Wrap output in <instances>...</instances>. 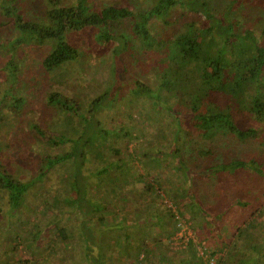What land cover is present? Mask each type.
Segmentation results:
<instances>
[{
	"label": "trees",
	"instance_id": "1",
	"mask_svg": "<svg viewBox=\"0 0 264 264\" xmlns=\"http://www.w3.org/2000/svg\"><path fill=\"white\" fill-rule=\"evenodd\" d=\"M148 1L0 0V264H264V0Z\"/></svg>",
	"mask_w": 264,
	"mask_h": 264
},
{
	"label": "rangeland",
	"instance_id": "2",
	"mask_svg": "<svg viewBox=\"0 0 264 264\" xmlns=\"http://www.w3.org/2000/svg\"><path fill=\"white\" fill-rule=\"evenodd\" d=\"M141 4L143 6L149 5V1L148 0H140ZM106 56L108 57V55L103 56L102 60H106ZM39 111V109H38ZM42 113L41 111H39L38 115H35V117L37 118V120H40L41 122L44 123L45 120H48V122L50 123L51 121V115L53 114V112L51 110ZM170 119L169 116H166L163 121L166 122L168 124V120ZM48 123V124H49ZM20 124V123H19ZM18 124V125H19ZM22 127L25 128V123L23 122ZM57 129V128H56ZM59 131V129L57 130ZM17 133V132H16ZM25 135V134H24ZM75 172V171H74ZM171 174H175L170 172ZM166 175V174H165ZM170 177H167L168 179H171L173 182H176V186H174V189H177L179 186H182V180H180L179 182V174L178 176H173V175H169ZM184 179V178H183ZM243 180H246V178H244ZM252 179L245 181L244 185L242 186L245 191H247V189H251L252 191L254 190H260L261 188H263L264 186H258L259 184L257 183V185L253 186ZM251 183V184H249ZM49 184V182H48ZM47 184V185H48ZM231 185V186H230ZM51 186H55V184L53 183V179L51 180ZM220 186L221 189L218 191V188L216 186H213L211 183H202L198 186H193L194 189H196L197 193V199L199 200V203L202 204V206L206 209V210H200L198 208H195V213H191V220L188 221V223H185V219L186 217L184 215L181 216L182 218V222L184 225H182V228L180 231H178L176 234H174V236L172 237L173 242L171 244V249H173V254L177 255L176 259L179 258V255L181 254V250L184 248L182 246V244L187 241L189 238H192L193 240H198V239H202L204 237H208V243L211 245H217L219 243V236L218 234H213V230L214 225H215V220H213V216H215V214L217 213L215 211V208H217L223 201H224V196L227 197V200H229L232 197V193L234 191L236 192H240L239 191V184L234 185V183H229L225 178H223L220 182ZM230 186V187H229ZM232 186H239L234 188L233 190H231V194L229 192H227L228 187L231 188ZM187 187H191V186H182V188L187 189ZM164 188H168L171 189L169 186H164ZM227 192V193H226ZM240 194V193H239ZM134 197V201L137 200H141L140 198H138L139 196L134 195L132 196ZM246 199V196L244 194H241L240 196V200L244 201ZM196 199L191 198L190 195L188 197V201L190 202H195ZM133 201V202H134ZM168 205H171V202L169 201H165ZM134 207V206H133ZM133 207H130L129 210H131ZM175 211V207L173 208ZM237 211V210H235ZM132 214H134V211H129ZM239 213V218H242L244 216V212L245 210H238ZM176 213H178L176 211ZM237 212L231 211V214H234ZM230 214V215H231ZM173 224H171L172 226ZM220 225V231L222 233V235L226 232L228 233V236L231 235L232 233V223H231V218H229V216L227 217V220L224 221V219H222L219 223ZM170 226V228H172ZM225 231V232H224ZM214 235V236H213ZM212 236V238L214 239H210L209 237ZM185 240L183 243H181V241ZM201 249V251L204 250V248L201 246L199 247ZM214 262V261H213Z\"/></svg>",
	"mask_w": 264,
	"mask_h": 264
}]
</instances>
